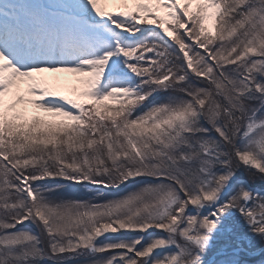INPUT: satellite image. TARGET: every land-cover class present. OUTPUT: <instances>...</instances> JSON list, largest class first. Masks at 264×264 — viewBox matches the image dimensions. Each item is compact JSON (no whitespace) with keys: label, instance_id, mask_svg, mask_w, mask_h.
I'll list each match as a JSON object with an SVG mask.
<instances>
[{"label":"snow or ice","instance_id":"snow-or-ice-1","mask_svg":"<svg viewBox=\"0 0 264 264\" xmlns=\"http://www.w3.org/2000/svg\"><path fill=\"white\" fill-rule=\"evenodd\" d=\"M0 264H264V0H0Z\"/></svg>","mask_w":264,"mask_h":264},{"label":"rangeland","instance_id":"rangeland-1","mask_svg":"<svg viewBox=\"0 0 264 264\" xmlns=\"http://www.w3.org/2000/svg\"><path fill=\"white\" fill-rule=\"evenodd\" d=\"M40 114L46 115L43 113H40ZM245 175H246V178H249V177H247V174H245ZM54 183H60V184L64 185V188L67 190L68 198H81V199H86V200L87 199H93V194L91 193V190H86L83 187L76 185L72 182L64 181V180L58 178L56 181H54ZM137 183H138L137 181H131L130 180L128 182L126 188L132 189ZM259 183H260L259 180L256 179L254 186L258 187ZM106 191L109 192L108 198L111 199L113 196L117 195L118 193L123 194V192L125 191V186H121L120 190L110 189V190H106ZM26 226L33 227L34 231H38V229H35L34 226H31V225H26ZM125 238H128V237L126 236ZM251 259H254V260L259 259V257H253Z\"/></svg>","mask_w":264,"mask_h":264},{"label":"bare ground","instance_id":"bare-ground-1","mask_svg":"<svg viewBox=\"0 0 264 264\" xmlns=\"http://www.w3.org/2000/svg\"><path fill=\"white\" fill-rule=\"evenodd\" d=\"M249 179H251V177H249Z\"/></svg>","mask_w":264,"mask_h":264},{"label":"trees","instance_id":"trees-1","mask_svg":"<svg viewBox=\"0 0 264 264\" xmlns=\"http://www.w3.org/2000/svg\"><path fill=\"white\" fill-rule=\"evenodd\" d=\"M257 246H259V245H257Z\"/></svg>","mask_w":264,"mask_h":264}]
</instances>
